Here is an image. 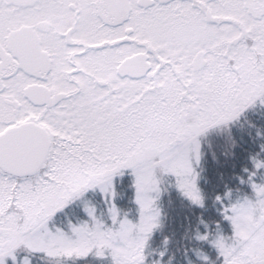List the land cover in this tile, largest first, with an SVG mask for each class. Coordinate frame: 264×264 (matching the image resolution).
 <instances>
[{
  "label": "snow or ice",
  "instance_id": "obj_1",
  "mask_svg": "<svg viewBox=\"0 0 264 264\" xmlns=\"http://www.w3.org/2000/svg\"><path fill=\"white\" fill-rule=\"evenodd\" d=\"M0 264H264V0H0Z\"/></svg>",
  "mask_w": 264,
  "mask_h": 264
},
{
  "label": "trees",
  "instance_id": "obj_2",
  "mask_svg": "<svg viewBox=\"0 0 264 264\" xmlns=\"http://www.w3.org/2000/svg\"><path fill=\"white\" fill-rule=\"evenodd\" d=\"M76 211H77L78 214L82 215V213H79V210L78 209Z\"/></svg>",
  "mask_w": 264,
  "mask_h": 264
}]
</instances>
